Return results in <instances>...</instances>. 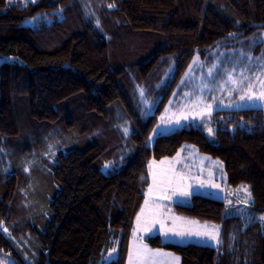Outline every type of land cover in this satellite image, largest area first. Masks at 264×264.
Here are the masks:
<instances>
[{
	"label": "trees",
	"instance_id": "trees-1",
	"mask_svg": "<svg viewBox=\"0 0 264 264\" xmlns=\"http://www.w3.org/2000/svg\"><path fill=\"white\" fill-rule=\"evenodd\" d=\"M59 6L57 15L53 10ZM259 29H264V0H29L26 6L0 0V140L6 139L0 144V256L13 264H105L102 256L115 246L112 264H126L136 212L151 182L148 162L173 157L184 143L220 159L229 185L248 183L252 208L264 212V109L213 112L214 142L197 127L147 142L192 57ZM234 32L239 35L228 36ZM173 62L154 113L134 119L135 153L104 173L110 147L86 138L101 141L104 126L88 127L85 121L106 113L117 99L137 104L134 76L148 95L157 94L154 84ZM82 102L87 118L76 126L73 106ZM63 105L69 128L59 117L57 107ZM241 118L251 123L242 125ZM47 123L63 129L55 155L32 156L27 138L42 127L49 137ZM20 125L26 138L16 142ZM66 134L80 142H64ZM28 161L33 163L25 171ZM173 207L219 225L220 245L164 242L157 234L144 238L148 246L174 252L180 264H264L260 224L243 228L237 216L225 218L222 199L195 194L190 205Z\"/></svg>",
	"mask_w": 264,
	"mask_h": 264
},
{
	"label": "snow or ice",
	"instance_id": "snow-or-ice-1",
	"mask_svg": "<svg viewBox=\"0 0 264 264\" xmlns=\"http://www.w3.org/2000/svg\"><path fill=\"white\" fill-rule=\"evenodd\" d=\"M8 3L15 2V0H7ZM26 6L29 0H21ZM35 3L36 0H30ZM109 7H115L114 3H110ZM62 6L57 7L53 11L59 15L62 13ZM36 16L31 17L32 21L37 19ZM43 18L51 19L47 14ZM99 21H97V24ZM239 35L238 32L229 33L228 36L235 38ZM250 43V50L245 52L244 48L239 49H222L220 42H217L215 47L211 48L213 53L212 63L207 66V71H201L199 76H195L193 69L200 66L202 69L207 64V57L205 60L199 58L197 53L192 57V61L187 66L185 72L181 76L180 83L177 89L173 90V96L169 99V104L165 105V111L161 112L157 123L153 125L152 131L148 134V141H153L157 136L170 134L174 129L185 124L191 126L196 120L204 124V131L211 137L215 136L216 129L212 127V114L214 110L218 109L220 105L228 108H242L248 109H264V50L260 55L254 56L252 54L251 45L264 43V30L259 34V39L256 35L246 38ZM220 53V55H216ZM239 53V55H236ZM223 56L230 57L223 59ZM245 56L247 62L242 63ZM234 57V58H233ZM231 64V67L228 65ZM174 62L169 64L165 71V75L158 82L157 87L166 86L168 79L174 73ZM255 68V71L252 69ZM239 69V70H237ZM220 77L217 79V77ZM186 84H191V87L183 93L181 100L176 101L175 96L179 88L185 87ZM136 89L139 93V106L141 116H148L150 114V107L157 103L158 98L149 97L147 90L137 85ZM219 93V95H217ZM211 96V99L208 97ZM175 102V110H172V105ZM147 106V107H146ZM241 124L251 123L245 122L241 118ZM128 121L118 126L122 128L124 137H129L131 129L127 127ZM198 126V124H197ZM56 143H59L58 141ZM49 159L55 155V146L50 143L48 145V152L44 153ZM189 155H192L189 153ZM183 162L180 150L174 157H162L160 162L149 160L148 175L150 183L147 184V189L144 191V201L140 205V209L136 212L134 227L132 232L136 237V243L131 241L128 247L126 264H178L179 256L174 253L166 252L161 248H151L144 243V234H151L158 232L164 240H176L183 242L186 239L196 237L204 242H215L217 246L221 243L220 226L216 224L209 225L207 222L200 224L195 219L176 216L169 208L167 211L166 203L168 201L178 200L181 203H186L199 190L206 187L220 190L221 185L212 178L211 171L207 180L201 179L198 176H191L188 171L177 170L178 164ZM33 161H28L25 165V171H28V165ZM124 163V153H121L119 161L106 160L104 162V169L115 171ZM217 164L223 168V162L217 159ZM187 167V166H186ZM190 171V169H189ZM203 172V169H201ZM143 179V177H142ZM237 193H244V200L241 202L237 199L236 204L231 200L224 199L225 209L224 217L229 218L233 215H238L248 225L254 219L259 220L262 228H264V212L256 214L255 216L248 211V207L254 203L252 194L248 185L238 186ZM3 226V221L0 220V227ZM7 232L6 227L3 228ZM114 241V245H115ZM118 252L117 247H109L107 255L102 256L105 264H112L113 258ZM0 264H5L4 259H0Z\"/></svg>",
	"mask_w": 264,
	"mask_h": 264
},
{
	"label": "rangeland",
	"instance_id": "rangeland-1",
	"mask_svg": "<svg viewBox=\"0 0 264 264\" xmlns=\"http://www.w3.org/2000/svg\"><path fill=\"white\" fill-rule=\"evenodd\" d=\"M262 30H264V29H259V30L255 31V32L245 36V37L240 38V39H236V40H233V41L230 40V41H228L226 43H222L221 44V48L222 49H239V48L243 47L245 52H247V51L250 50V43H249V41L246 40V38L252 37L253 35H256L257 38L259 39V34L261 33ZM251 50H252V54L254 56L260 55L262 50H264V43L257 42L256 44L251 45ZM198 54H199V58L201 60H205V58L207 57V64L203 67V69L200 66L194 67L193 73H194L195 76H199L201 71H205L206 72L207 71V66L212 63V59L214 58L213 57V53L211 52V50H209L208 52L204 53L203 55L200 54V53H198ZM216 55H220V53H217ZM236 55H239V53H236ZM222 58L223 59H229L230 57L223 56ZM1 61L2 60H0V63H1ZM246 62H247V57L245 56V58L242 61V63H246ZM231 66H232L231 64L228 65V67H231ZM237 70H239V69H237ZM255 70H256L255 68L252 69V71H255ZM163 71H164V75H165L166 69L165 70L163 69ZM164 75H162L161 78ZM161 78L154 84V87L156 88V90L157 91L159 90L157 92V94H154V93L153 94H149V95L147 94L149 97L158 98L157 103L154 106L150 107V114L149 115H152L154 113L155 108H156L158 102L161 99V88L162 87H157V84L161 80ZM219 78L220 77L218 76L217 79H219ZM170 80H171V76L169 77L168 82ZM180 80H181V78L177 82V84L174 87V89H177V85H178V83H180ZM133 82H134V89L136 90V94H137V104L136 103L134 104V101L131 100V103H132L131 107H129L126 104L125 101H123L121 99H117L116 101H114L113 103H111L109 105V107L106 110L107 111L106 113H101V116H96V115L95 116H91L92 119L90 120L89 118L86 117V113L87 112H85V108H84L85 105L83 104V102L82 103H78V104L73 106L74 109H73V113L72 114H73L74 119H72V120H73V124H76V126H77V123L83 121V119L85 117L87 118V120L85 122L87 123L88 127H90V126H92V125H94L96 123L104 126V128H100L102 131L98 132L99 138H100L101 141H99L98 138H94L90 134H88V136H86L87 141H89L90 143H92V142L98 143L99 142L100 144H102V146H105L107 148L110 147L109 153L107 154L108 157L103 159L104 162L106 160H117V161H119L122 152L124 153V157L125 156H132L135 153V145H134V143H133V141L131 139V135L133 134L134 131L137 130V126L135 124L136 120H134V119H141V118H143L145 116H141V110H140V106H139V103H138L139 102V93H138V91L136 89V86L139 85V84H138L135 76L133 77ZM168 82H167V84H168ZM190 87H191V84H186L185 87L179 88L177 90V92H176L175 100L176 101L181 100L182 97H183V93L185 91H187ZM146 90H148V89H146ZM173 90L171 92V96H169V98H168L167 102L165 103V105L169 104V99H170V97L173 96ZM217 95H219V93H217ZM208 99H211V96H209ZM165 105H164V109H163L162 112L165 111ZM171 107H172V110H175V107H176L175 102L173 103V105ZM57 108L59 109V117H60V119H62V120L65 119L66 120L67 118L65 117L66 114H65L64 109L67 108V105L58 106ZM82 108L84 109V111L82 110ZM243 109H248V108H246V107H242V108H235V107L228 108V107H226L224 105H220V107L218 109L214 110V112L218 111V110L235 111V110H243ZM159 117H160V115L158 116V118ZM67 121L68 120H66L64 122V124H63L65 126V128H69V124L67 123ZM124 121H128V124L126 126L131 129L130 136L127 137V138L124 137L122 128L118 126L119 124H123ZM156 123H157V121H156ZM50 124H52V123H47V126L49 127V135H50L49 137L47 136V131H45V129L42 127V129L39 132L35 133V135H34V137L32 139L27 138L28 140H30V142L28 143L26 148H29L30 146L32 147V148H30V150L28 149V151L30 152V155L34 156V155H37L36 153H42V155L44 157V152L43 151H47L48 145L50 143L54 144V146H55L57 141L58 142L61 141V135H62L61 131L63 130L61 124L60 123H58V125H50ZM186 124H187V122H185V124H182L181 126L177 127L176 129H179V128H182V127H197L204 133L205 137L208 140L213 141V142L215 141V136L214 137L209 136L207 134V132L204 131V124L203 123H199L198 119L191 126H186ZM197 124H198V126H197ZM22 131H23V128L20 125V133L18 134V136L22 133ZM100 133H103V134H100ZM105 133H106V135H105ZM110 136H112V138H110ZM25 138L26 137L22 133L20 137L15 139V141L19 142V139L20 140L21 139L25 140ZM63 139H64V142H66V143L72 142V143H74V145H76V143L80 142V141H77V137H72V138L69 137V136L67 137V134L65 136L63 135ZM106 139H109V140L105 141ZM2 141H3V144H4L5 141H6L5 137H2V139L0 140V144L1 145H2ZM153 141H151V142L147 141L148 145H152ZM0 149H2V148H0ZM67 150H68V147L63 146L62 151L64 153H66ZM179 150H180L181 156L183 157V162L178 164V167H177L178 171H180V170L188 171L191 176H198V177H200L201 179H204V180H207L209 178V172L211 171L212 178L215 179V181L221 185V189L220 190H216V189H212L210 187H206L203 190L197 191L196 194L209 196V197L217 198V199L219 198V199H222L223 201L226 198V199L231 200L233 204H236L237 199H239L241 202L244 200V193L243 192L237 193L236 190H237L238 186H240V185H245L246 184V185L249 186V184L248 183H241V184H239L237 186L229 185L227 183V175H226L224 163H223V168H221L219 166V164L216 163L217 158L215 159V158H212V157H210V156H208V155H206L204 153L199 152L197 150V148L193 144H190V143L182 144V146L179 148ZM189 153H191L192 155H189ZM38 158H40V156ZM169 158H172V157H169ZM160 160H155V161L156 162H160ZM218 160L221 161L220 159H218ZM189 169H190V171H189ZM201 169H203V172H201ZM31 170H32V168H31ZM102 171L104 173L111 172L110 170H105L104 167H102ZM37 172H38L37 173L38 175H43L44 174V172L40 171V170H38ZM29 181H30L29 182V184H30L29 185V191H32V190H34V185H33L32 179L29 180ZM249 190H250V186H249ZM165 203H166V208H165L166 211L170 208L172 213L175 214L176 216L186 217V218H189V219H195V218H191V217H187V216L179 214L177 211L174 210V207H173L175 204L184 205V206L190 205L191 198L186 203H181L178 200L168 201V202H165ZM245 207H248V211L250 213H252L254 216L256 214L262 213V212L255 211L252 208V205L251 206H245ZM233 216H237L240 219V222H243V220L241 219L240 216H238V215H233ZM195 220L198 221L200 224H204L206 222V221H201V220H198V219H195ZM255 221L260 224L259 220L254 219L253 222H255ZM207 223L209 225L214 224V223H211V222H207ZM260 226H261V224H260ZM245 227L246 226L243 225V228H245ZM261 229H262V233H264V228H262V226H261ZM157 234H158V232H153L151 234H144V235L153 236V235H157ZM162 240L164 242L181 243V244L197 243V244L208 245V246H212V247H218L215 242H204V241H201L200 239H198L196 237H192L190 239H186L183 242L176 241V240H164V239H162ZM135 243H136V239H135L133 244H135ZM161 249H163V248H161ZM164 250L166 252L174 253V252L166 250V249H164ZM0 259H4L5 260V264H13V263H11L12 259L10 257L0 256ZM178 264H180V257H179Z\"/></svg>",
	"mask_w": 264,
	"mask_h": 264
},
{
	"label": "crops",
	"instance_id": "crops-1",
	"mask_svg": "<svg viewBox=\"0 0 264 264\" xmlns=\"http://www.w3.org/2000/svg\"><path fill=\"white\" fill-rule=\"evenodd\" d=\"M146 237V235H144V238ZM135 239H136V237L134 236V234H132V237H131V242L132 243H134V241H135ZM145 243V242H144ZM155 249V248H154ZM127 262V261H126Z\"/></svg>",
	"mask_w": 264,
	"mask_h": 264
}]
</instances>
